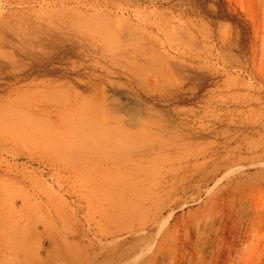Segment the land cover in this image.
I'll return each mask as SVG.
<instances>
[{"label":"rangeland","instance_id":"1","mask_svg":"<svg viewBox=\"0 0 264 264\" xmlns=\"http://www.w3.org/2000/svg\"><path fill=\"white\" fill-rule=\"evenodd\" d=\"M249 2L0 0V264H264Z\"/></svg>","mask_w":264,"mask_h":264},{"label":"bare ground","instance_id":"2","mask_svg":"<svg viewBox=\"0 0 264 264\" xmlns=\"http://www.w3.org/2000/svg\"><path fill=\"white\" fill-rule=\"evenodd\" d=\"M250 18L258 27V35L261 42L262 64H264V0H258L255 5V0H249Z\"/></svg>","mask_w":264,"mask_h":264}]
</instances>
